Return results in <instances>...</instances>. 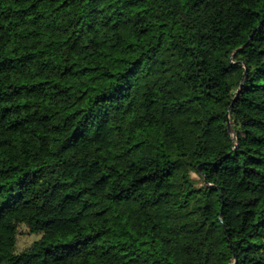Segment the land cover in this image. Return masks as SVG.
<instances>
[{"label":"trees","instance_id":"trees-1","mask_svg":"<svg viewBox=\"0 0 264 264\" xmlns=\"http://www.w3.org/2000/svg\"><path fill=\"white\" fill-rule=\"evenodd\" d=\"M0 264H264V0H0Z\"/></svg>","mask_w":264,"mask_h":264},{"label":"rangeland","instance_id":"rangeland-1","mask_svg":"<svg viewBox=\"0 0 264 264\" xmlns=\"http://www.w3.org/2000/svg\"><path fill=\"white\" fill-rule=\"evenodd\" d=\"M42 237V233H31L26 224H20L17 252H21L25 248L29 247L34 241L39 240Z\"/></svg>","mask_w":264,"mask_h":264},{"label":"water","instance_id":"water-1","mask_svg":"<svg viewBox=\"0 0 264 264\" xmlns=\"http://www.w3.org/2000/svg\"><path fill=\"white\" fill-rule=\"evenodd\" d=\"M243 82H244V81H242V84H243ZM229 128H230V130H232V129H231V122H230V121H229Z\"/></svg>","mask_w":264,"mask_h":264}]
</instances>
